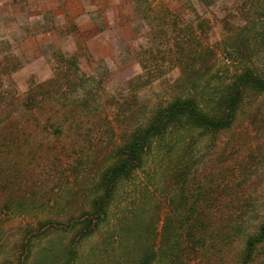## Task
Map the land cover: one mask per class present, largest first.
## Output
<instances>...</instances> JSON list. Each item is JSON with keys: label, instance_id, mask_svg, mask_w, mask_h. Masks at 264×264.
I'll use <instances>...</instances> for the list:
<instances>
[{"label": "rangeland", "instance_id": "rangeland-1", "mask_svg": "<svg viewBox=\"0 0 264 264\" xmlns=\"http://www.w3.org/2000/svg\"><path fill=\"white\" fill-rule=\"evenodd\" d=\"M208 2L0 0V94L12 106L26 99L33 84L56 72L76 71L69 58L80 68L79 76L92 79L88 86L102 93L95 97L98 107L92 105L86 113L89 135L79 144L70 134L75 128L68 116L60 137L37 129L36 142L51 141L36 167V177L43 180H27L28 190L34 192L27 210L1 217L0 262L9 258L20 263L23 227L90 210L89 200L113 161V150L153 105L188 95L191 80L208 99L244 64L264 69V14L258 13L264 0ZM180 40L184 45L178 46ZM88 100L94 103L93 95ZM212 139L201 136L190 146L178 143L171 153L151 154L143 168L123 181L110 212L138 207L143 212H169L175 204L167 195L178 199L182 187L192 191L189 196L202 192V200L217 201L220 207L212 211L264 212V92L248 91L233 126ZM187 164L195 185L187 182L186 187L176 174ZM108 229L105 223L81 243L75 239L80 255L74 264H97L103 244L105 255L113 251ZM73 232H61L64 243ZM47 236L34 242L35 250ZM237 250L232 247L211 264H230ZM253 264H264V253Z\"/></svg>", "mask_w": 264, "mask_h": 264}, {"label": "trees", "instance_id": "trees-1", "mask_svg": "<svg viewBox=\"0 0 264 264\" xmlns=\"http://www.w3.org/2000/svg\"><path fill=\"white\" fill-rule=\"evenodd\" d=\"M201 2L209 4L208 0ZM258 13L264 14V9ZM179 43L184 45L182 40ZM61 58L66 60L64 55ZM69 61L77 67L74 73L56 72L50 79L33 84L18 105L12 106L5 94H0V220L3 215L27 210L34 193L28 190L27 180H43L41 175L36 177V167L50 150L51 141L36 142L38 128L60 137L68 116L75 128L70 134L74 133L76 144L89 135L90 129L84 126L86 113L91 112L92 105L93 109L98 107L100 100L95 97L102 93L89 87L92 79L79 76L80 68L72 58ZM191 84L188 95H177L166 105H153L143 121L131 129L127 140L113 150V161L98 178L96 193L89 200L90 210L66 219L47 217L21 229L19 264H74L80 255L75 239L80 238L81 243L105 223L113 251L105 255L101 248L107 251V247H98L96 256L101 259L97 264H211L228 255L234 246L238 250L230 264H253L264 253V212L212 211L219 209L217 201L202 200V192L189 196L187 192L192 191L184 187L178 199L167 195L175 204L169 212H143L139 207L132 212H110L123 181L143 168L151 154L171 153L178 143L190 146L201 136L213 140L232 127L246 93L264 92V69L244 64L208 99L199 95L196 81L191 80ZM92 95L94 103H89ZM190 171L187 164L176 174L186 187L187 182L195 185ZM71 230L72 239L64 243L61 232ZM44 236L46 241L35 250L34 242ZM7 259H1L0 264H15Z\"/></svg>", "mask_w": 264, "mask_h": 264}, {"label": "crops", "instance_id": "crops-1", "mask_svg": "<svg viewBox=\"0 0 264 264\" xmlns=\"http://www.w3.org/2000/svg\"><path fill=\"white\" fill-rule=\"evenodd\" d=\"M33 2L35 1V0H32ZM46 1V0H45ZM47 1H51V0H47ZM69 1H72V3L75 1V0H69Z\"/></svg>", "mask_w": 264, "mask_h": 264}]
</instances>
